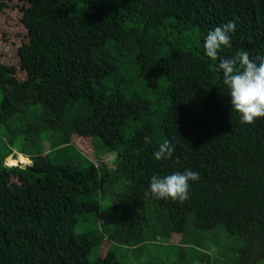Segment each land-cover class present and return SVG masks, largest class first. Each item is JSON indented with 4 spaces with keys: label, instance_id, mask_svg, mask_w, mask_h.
Returning <instances> with one entry per match:
<instances>
[{
    "label": "trees",
    "instance_id": "obj_1",
    "mask_svg": "<svg viewBox=\"0 0 264 264\" xmlns=\"http://www.w3.org/2000/svg\"><path fill=\"white\" fill-rule=\"evenodd\" d=\"M12 3L28 37L16 65L0 59V264H264V118L240 123L219 57L203 54L208 31L235 17L220 55L264 58V0H0V11ZM80 136L114 165H96ZM166 139L173 157L156 161ZM16 153L32 165L6 166ZM186 169L200 177L189 199L150 194L153 175Z\"/></svg>",
    "mask_w": 264,
    "mask_h": 264
},
{
    "label": "clouds",
    "instance_id": "obj_2",
    "mask_svg": "<svg viewBox=\"0 0 264 264\" xmlns=\"http://www.w3.org/2000/svg\"><path fill=\"white\" fill-rule=\"evenodd\" d=\"M237 28V18L216 26L203 37V54L210 61H219L216 70L227 89L231 110L237 112L241 124H253L264 118V58L251 56L248 51H239L235 56L220 55L222 48L231 47V36ZM146 144L152 141L144 137ZM175 146L164 140L153 153L156 161L170 160ZM10 157V156H9ZM199 173L186 169L169 175H153L149 192L154 198L183 202L189 199L190 182L199 180Z\"/></svg>",
    "mask_w": 264,
    "mask_h": 264
},
{
    "label": "rangeland",
    "instance_id": "obj_3",
    "mask_svg": "<svg viewBox=\"0 0 264 264\" xmlns=\"http://www.w3.org/2000/svg\"><path fill=\"white\" fill-rule=\"evenodd\" d=\"M28 33L26 28L21 24L20 22V10L17 6H15V3H12L9 8H7L5 11H0V59L4 61L6 64L13 65L18 63V57H17V49L19 44L27 40ZM1 98V96H0ZM91 136V135H90ZM93 137V136H91ZM82 136L78 138H74V144L79 147L81 150H83L84 153L90 156V158L98 165L99 163H106L110 167L114 165V155L111 154H106L104 155L103 153L100 154L98 153L96 155L95 151V144H96V139L88 140L87 138L84 137V139H81ZM98 140V138H97ZM45 149H49V144L48 142L45 143ZM95 153V154H94ZM20 153H16L11 155L6 159L5 165L6 166H17V167H23L26 168L29 165H32V161H30L29 164H24L28 162L30 159ZM25 159V160H24ZM14 162H17L15 165H13ZM102 205L109 208L111 205V195L108 193L105 195V197L102 200ZM111 209V208H110ZM112 211H106L105 215L102 217L104 218L105 216H108L111 214ZM217 239L221 244L226 243V237L223 234H218L216 235ZM216 239V237L214 236ZM111 242L107 240L104 242L101 253L105 252L108 250L110 247ZM164 252H167L168 255L167 257L171 260L173 256H169V249H162V252L160 254L162 255ZM160 255V256H161ZM91 259H95L96 254L92 253L91 254ZM128 264H138L139 261H137L136 258L133 256H130L127 258Z\"/></svg>",
    "mask_w": 264,
    "mask_h": 264
}]
</instances>
